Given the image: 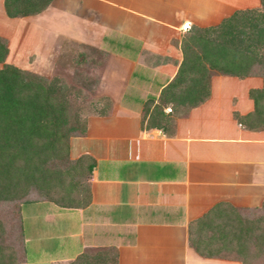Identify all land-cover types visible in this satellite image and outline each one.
<instances>
[{
  "label": "crops",
  "instance_id": "obj_1",
  "mask_svg": "<svg viewBox=\"0 0 264 264\" xmlns=\"http://www.w3.org/2000/svg\"><path fill=\"white\" fill-rule=\"evenodd\" d=\"M0 5V34L12 35L14 21L23 19L26 43L42 58L63 40L106 56L98 91L111 106L104 115H87L84 133L70 142L72 157L93 160L88 202L75 208L36 202L72 212L77 246L50 255L49 264L108 246L117 264H240L197 254L187 243V225L219 202L254 208L264 200V130L244 129L232 117L233 110L252 109L247 90L260 80L212 75L202 103L178 115L163 109L172 117L168 133L141 126L140 115L181 60L182 22L212 25L259 0H51L19 18Z\"/></svg>",
  "mask_w": 264,
  "mask_h": 264
},
{
  "label": "trees",
  "instance_id": "obj_2",
  "mask_svg": "<svg viewBox=\"0 0 264 264\" xmlns=\"http://www.w3.org/2000/svg\"><path fill=\"white\" fill-rule=\"evenodd\" d=\"M50 1L2 0V5L8 17H21ZM184 32L176 71L155 102H144L140 125L168 133L172 117L163 109L174 107L184 114L202 103L212 75L258 76L261 85L247 90L252 109L245 114L233 110L232 117L244 129L264 130V0L212 25H189ZM6 45L0 37V204L48 201L62 208L82 207L89 198L93 160L87 154L69 159L67 141L73 132L84 133L85 116L68 113L71 105L56 79L4 63ZM85 47L105 54L85 45H78V52ZM104 100L96 114L107 113L110 100ZM29 193L32 198L26 197ZM17 218L15 235V226L0 217V264H19L20 252L25 256L21 216ZM187 243L200 256L264 264V200L254 208L216 203L188 223ZM61 264H117V251L88 247Z\"/></svg>",
  "mask_w": 264,
  "mask_h": 264
},
{
  "label": "rangeland",
  "instance_id": "obj_3",
  "mask_svg": "<svg viewBox=\"0 0 264 264\" xmlns=\"http://www.w3.org/2000/svg\"><path fill=\"white\" fill-rule=\"evenodd\" d=\"M14 22V32H10L12 35L9 34L8 29H6V33L0 34V37L4 38L7 44V54L3 62L41 75L48 80L56 79L57 83L64 86V90L61 93L64 94L71 105L67 109L68 113L80 112L85 116V119L87 115L96 114L98 109L104 106V98H107L98 91L100 69L106 57L105 54H100L87 47L82 49L80 54L76 44L63 40L58 49H56V45L55 48L50 47L53 49H50L42 58V53L40 55L37 52H31L30 44L26 43L24 20L16 19ZM252 77L258 78L261 85L260 77ZM98 101L100 102L98 103ZM110 106L111 104L109 108ZM181 112V110H176V108L172 107L169 113L178 115ZM75 133L77 132L71 133L67 141V156L69 159L76 158L72 157L70 153V142L78 135ZM30 194L26 197L32 198ZM20 202L15 200L0 204V217L3 216L6 223L10 224V227L15 226L13 227L15 228V235L18 231L17 216L19 218L21 216L23 233L26 238L25 251L27 260L25 261V256L20 252L19 258L21 262L19 264H49L47 259L51 257L50 255L74 251L77 242L71 237L73 229L71 223L72 212L70 210L57 208L47 202L23 204H20ZM63 216L67 218L65 221L61 218ZM50 218L58 221V226L54 225ZM38 256L44 258L40 259ZM37 257L40 260H35Z\"/></svg>",
  "mask_w": 264,
  "mask_h": 264
},
{
  "label": "built area",
  "instance_id": "obj_4",
  "mask_svg": "<svg viewBox=\"0 0 264 264\" xmlns=\"http://www.w3.org/2000/svg\"><path fill=\"white\" fill-rule=\"evenodd\" d=\"M189 28V23L188 22H182L181 24H180V26H179V29L181 30V31H185V30H187ZM165 111L166 112H169L170 111V108L169 107H166L165 108Z\"/></svg>",
  "mask_w": 264,
  "mask_h": 264
}]
</instances>
